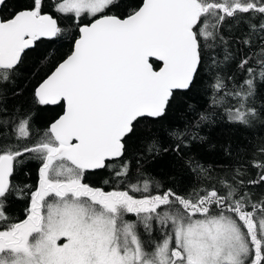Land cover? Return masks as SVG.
I'll return each instance as SVG.
<instances>
[{"label": "snow or ice", "instance_id": "snow-or-ice-1", "mask_svg": "<svg viewBox=\"0 0 264 264\" xmlns=\"http://www.w3.org/2000/svg\"><path fill=\"white\" fill-rule=\"evenodd\" d=\"M216 117L264 129V0H0V264H264V135L202 162Z\"/></svg>", "mask_w": 264, "mask_h": 264}, {"label": "trees", "instance_id": "trees-1", "mask_svg": "<svg viewBox=\"0 0 264 264\" xmlns=\"http://www.w3.org/2000/svg\"><path fill=\"white\" fill-rule=\"evenodd\" d=\"M52 48H59V45H52ZM49 49L48 42H45L41 45L40 51L43 52ZM62 50V49H61ZM38 66V65H37ZM35 71V67L33 61L30 60L26 63L23 75L19 80V84L23 88H29L32 83L35 81L32 79V73ZM40 119L44 120L47 119L49 112L48 111H41L39 113ZM181 116L180 112L176 114V122L182 127L183 124L180 121L179 117ZM218 120L217 124H213L211 126H206L202 129L201 135L208 137V142L203 145H198V152L196 153L198 156L203 157L202 162L206 161L208 164L221 165L225 164L228 161V157L225 155L224 149L229 144L232 143L233 145H238L242 143H247L248 141L255 142V138L260 135H264V129L257 128V129H244L242 127L237 128L229 125L226 120L219 121V117H216ZM210 145H215V148H211ZM34 166V162H33ZM164 168L163 163L155 164L149 163L145 165V169L150 171L153 175H156ZM176 178L178 181H183L187 183V177L191 175L188 172L182 174H176ZM159 178V177H157ZM21 180H24L25 177L21 176ZM195 180V177H192ZM28 182H31L30 180ZM14 210L16 215H22V208L24 207L23 203L16 202L14 205Z\"/></svg>", "mask_w": 264, "mask_h": 264}]
</instances>
